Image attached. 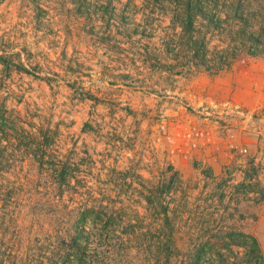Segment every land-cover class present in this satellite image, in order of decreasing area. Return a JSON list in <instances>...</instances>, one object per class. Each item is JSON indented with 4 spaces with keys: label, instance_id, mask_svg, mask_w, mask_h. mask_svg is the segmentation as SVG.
<instances>
[{
    "label": "rangeland",
    "instance_id": "374dc122",
    "mask_svg": "<svg viewBox=\"0 0 264 264\" xmlns=\"http://www.w3.org/2000/svg\"><path fill=\"white\" fill-rule=\"evenodd\" d=\"M227 74L254 84L207 99ZM245 234L264 258V0H0V264H209Z\"/></svg>",
    "mask_w": 264,
    "mask_h": 264
},
{
    "label": "trees",
    "instance_id": "16d2710c",
    "mask_svg": "<svg viewBox=\"0 0 264 264\" xmlns=\"http://www.w3.org/2000/svg\"><path fill=\"white\" fill-rule=\"evenodd\" d=\"M187 8L189 9V3H187ZM198 8V7H196ZM193 9V5L191 7V10ZM189 18L186 19V22H188V29L190 31L191 29V17L190 15L188 16ZM228 18V17H227ZM190 27V28H189ZM188 42V41H187ZM203 43V42H202ZM205 45L203 46V44L200 43V45H197V42L194 43L193 46V50H192V58L195 62H200L201 64L205 63ZM232 51L230 49V51H222V54H220L219 56H217L218 60H219V68L221 69L223 66L227 65V59L232 58ZM95 208L92 207L91 209H85V213H82L80 218H78L77 220H81L84 222H89L90 224H92V227L89 229V231L87 232L88 235L85 237L86 239L91 238V241H96V240H103V237H107L109 240V246L111 247V249H114L115 247H120L122 246V244L124 243V241L121 239V237L119 236H115L113 234V231L111 230V226H113V217L108 213L106 215V217L104 218V228L102 229V231H98L95 228V224L93 223L95 221V219L100 217V214L98 211L94 210ZM100 209V207L98 208ZM94 225V226H93ZM245 238L244 241H236V244L238 246H242L248 249V254L246 255V257L239 259V257L234 256L232 258V260L230 261L228 257L223 256V255H219L218 259H213L210 258L208 259L207 262H209V264H262V261H264V258H262V254L260 251V248L258 246L257 240L255 239V237L252 234H245V235H241V238ZM83 252L77 250V252L75 253V260L78 261V264H91L92 262L96 261V256L92 255L91 256V261H85L81 258V254ZM111 264H115L116 259H112V257L109 259ZM211 260V261H210ZM206 262V261H205Z\"/></svg>",
    "mask_w": 264,
    "mask_h": 264
},
{
    "label": "crops",
    "instance_id": "0c3cea01",
    "mask_svg": "<svg viewBox=\"0 0 264 264\" xmlns=\"http://www.w3.org/2000/svg\"><path fill=\"white\" fill-rule=\"evenodd\" d=\"M255 75L256 74L251 72L249 76L253 78ZM251 77L241 79L236 74H227L225 76L215 75L213 76L210 87L211 97H207V99L215 102L216 99L219 101L222 98H226L228 94H232L233 96L241 95L243 90L247 92L248 87L254 84ZM202 155L203 153H200L199 157L202 158Z\"/></svg>",
    "mask_w": 264,
    "mask_h": 264
},
{
    "label": "built area",
    "instance_id": "2783aa9c",
    "mask_svg": "<svg viewBox=\"0 0 264 264\" xmlns=\"http://www.w3.org/2000/svg\"><path fill=\"white\" fill-rule=\"evenodd\" d=\"M205 113H207V112H205ZM194 134L198 135L200 137V139L204 138L205 140H208V134L206 132L202 131V130H198ZM230 138H233V135H230ZM167 140H168V143L173 146V148L169 150V152H170L169 155L171 156V162L172 163L174 162V158L173 157L177 155L175 151L180 152V154L183 156V158H186L187 156H189L186 151L181 150V145L175 143L174 139H172L169 135L167 137ZM200 145H201V143H200ZM189 146L191 148H195L198 145H197L196 142H192ZM235 149L237 150L236 146H234L233 144L229 145V150L231 152H233V150H235ZM238 151L242 152L241 149H239Z\"/></svg>",
    "mask_w": 264,
    "mask_h": 264
}]
</instances>
